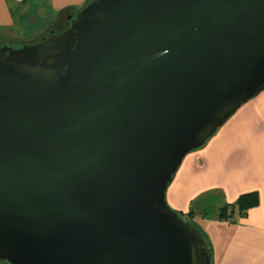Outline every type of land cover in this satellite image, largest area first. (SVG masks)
<instances>
[{
    "label": "water",
    "instance_id": "1",
    "mask_svg": "<svg viewBox=\"0 0 264 264\" xmlns=\"http://www.w3.org/2000/svg\"><path fill=\"white\" fill-rule=\"evenodd\" d=\"M264 91V0H88L0 46V263L211 264L165 193Z\"/></svg>",
    "mask_w": 264,
    "mask_h": 264
},
{
    "label": "crops",
    "instance_id": "2",
    "mask_svg": "<svg viewBox=\"0 0 264 264\" xmlns=\"http://www.w3.org/2000/svg\"><path fill=\"white\" fill-rule=\"evenodd\" d=\"M87 2L0 0V46L18 40L16 30L22 22L32 26L38 23L41 8L45 7L47 16L54 13V19H45L54 24L70 21ZM25 30L29 28L23 29L21 36ZM198 150L183 159L169 184L165 193L168 207L198 217L203 207L198 205L194 213L189 210L190 203L216 188L225 190L227 205L254 193L257 204L234 223L214 219L205 226L201 218L194 221L210 248L211 264H264V91L243 105Z\"/></svg>",
    "mask_w": 264,
    "mask_h": 264
},
{
    "label": "rangeland",
    "instance_id": "3",
    "mask_svg": "<svg viewBox=\"0 0 264 264\" xmlns=\"http://www.w3.org/2000/svg\"><path fill=\"white\" fill-rule=\"evenodd\" d=\"M40 10L42 12V15L40 16L41 20L38 21V23H36L34 26H32L31 24H27V23L25 24V22H22V25H19L18 26L19 28L17 27V30H16V34L20 36L18 38V40L13 41L11 43H8L6 45H8L9 47H11L13 49H18V48L22 47L23 45L36 44V43L41 42V38L42 37L47 38L48 35L50 34L49 32L55 33V32H57V30L60 32V30L58 29L59 26H63L64 30H66L68 28L69 24H67L66 22L64 23V21H58L57 23H54V24H52L53 22L50 23L47 20L54 19V13L47 16L45 7L41 8ZM45 19H47V20H45ZM25 28H29V30H27V31L25 30L26 32L23 34V36H21L22 30ZM195 151H200V150H195ZM191 153H193V152H191ZM187 155H188V157L192 156V154H190V153ZM193 155H196V154H193ZM216 189L217 190L211 191V192H209V194L204 195L201 198H198V199L194 198L193 202L190 203L189 210H192L194 213L198 209V207H197L198 205L203 207L202 208L203 211H202L201 215H199L198 217H196V215H193L192 222L194 224H197V222H195L194 220H198L200 218L204 222L205 226L211 225V223L214 219H216L217 221L219 220V222H221V223H224V221H220L221 220V218H220L221 210L225 209V212H226L227 210L231 209L232 206L226 204L225 190L221 189V188H216ZM235 209L237 210L238 208L235 207ZM227 214H229L231 216V218H227L226 223H228V222L234 223L235 220H237V218L239 217L237 211H235L233 214H231L228 211ZM198 228L200 229L199 226H198Z\"/></svg>",
    "mask_w": 264,
    "mask_h": 264
},
{
    "label": "trees",
    "instance_id": "4",
    "mask_svg": "<svg viewBox=\"0 0 264 264\" xmlns=\"http://www.w3.org/2000/svg\"><path fill=\"white\" fill-rule=\"evenodd\" d=\"M256 204H257V196L254 193L242 195V196H240L237 199V201L234 204L230 205V206H232L231 209L227 210L226 212H225V209L221 210V213H220L221 220L220 221H224L226 223L227 222L226 219L227 218H231V216L229 214H227L228 211L231 214H233L235 211H237L239 217H242V216L245 215V212L248 209L254 207ZM235 207H237L238 209L236 210ZM178 214H179V217L181 219H183L184 221H186V222H188V223H190V224L195 226V224L192 222V218H193V213L192 212H189L187 215H183L181 213H178ZM228 223H231V222H228ZM196 228L198 229V227H196ZM199 232L201 233L200 230H199ZM201 235H202V233H201ZM202 237H203V235H202ZM203 239L205 240L204 237H203ZM205 242H206V240H205ZM206 244H207V242H206Z\"/></svg>",
    "mask_w": 264,
    "mask_h": 264
},
{
    "label": "flooded vegetation",
    "instance_id": "5",
    "mask_svg": "<svg viewBox=\"0 0 264 264\" xmlns=\"http://www.w3.org/2000/svg\"><path fill=\"white\" fill-rule=\"evenodd\" d=\"M64 23H65V22H64ZM66 23L69 24L70 21H68V22H66ZM58 29L60 30V32L57 30V32H55V33H54V32H52V33L49 32V33H50V34H59V33H62V32L64 31L63 26H59ZM50 34H49V35H50ZM49 35H48V36H49ZM44 39H46V37H42V38H41V41H43Z\"/></svg>",
    "mask_w": 264,
    "mask_h": 264
}]
</instances>
